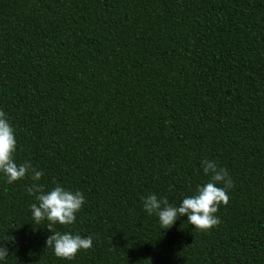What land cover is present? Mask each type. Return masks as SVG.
<instances>
[{"label": "trees", "instance_id": "trees-1", "mask_svg": "<svg viewBox=\"0 0 264 264\" xmlns=\"http://www.w3.org/2000/svg\"><path fill=\"white\" fill-rule=\"evenodd\" d=\"M0 110L17 163L84 195L52 230L93 237L55 257L30 181L0 178L5 264H264V0H0ZM203 159L220 223L160 229L141 198L193 194Z\"/></svg>", "mask_w": 264, "mask_h": 264}, {"label": "clouds", "instance_id": "clouds-1", "mask_svg": "<svg viewBox=\"0 0 264 264\" xmlns=\"http://www.w3.org/2000/svg\"><path fill=\"white\" fill-rule=\"evenodd\" d=\"M15 130L7 114L0 110V178L5 183L12 184L27 178L30 183L25 186L29 196L34 197V203L29 204L31 219L34 225L47 222L46 228L50 235L45 244L50 246L52 254L60 259L72 260L78 251L92 247L93 237L81 236L71 231H53L52 225H72L84 203V195L78 189H71L59 183L45 190L40 183L43 170L32 166L30 161L17 163ZM202 173L208 177L203 184H197L191 195L183 196L178 203H169L166 197H157L149 193L141 198L142 210L149 216L155 215L160 229H167L181 216L186 217L189 225L199 230H208L220 223L216 214L218 206L228 201V191L232 180L225 168L214 160L200 161ZM171 188V186H169ZM11 242L6 236L0 239ZM9 250L0 243V264H5Z\"/></svg>", "mask_w": 264, "mask_h": 264}]
</instances>
